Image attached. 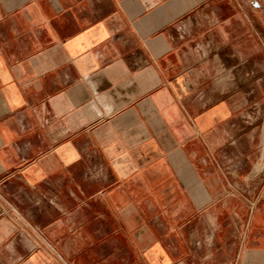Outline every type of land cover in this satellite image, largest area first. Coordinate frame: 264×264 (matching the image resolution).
<instances>
[{
	"label": "crops",
	"instance_id": "0c3cea01",
	"mask_svg": "<svg viewBox=\"0 0 264 264\" xmlns=\"http://www.w3.org/2000/svg\"><path fill=\"white\" fill-rule=\"evenodd\" d=\"M0 264H264V0H0Z\"/></svg>",
	"mask_w": 264,
	"mask_h": 264
},
{
	"label": "rangeland",
	"instance_id": "374dc122",
	"mask_svg": "<svg viewBox=\"0 0 264 264\" xmlns=\"http://www.w3.org/2000/svg\"><path fill=\"white\" fill-rule=\"evenodd\" d=\"M179 27V26H178ZM186 33V32H185ZM184 31H183V27L181 26L179 28V31H177V35H185ZM205 48V47H204ZM204 50V49H203ZM192 53L194 54H200V55H208L209 54V51H208V48H206V51H200L199 48H197L196 46H192V49H191ZM260 112L256 109V106L253 105L252 109H251V113H250V117H245L246 119H249V118H257L259 116ZM51 196L49 194H42V200L44 202H49ZM29 202V201H28ZM31 202V201H30Z\"/></svg>",
	"mask_w": 264,
	"mask_h": 264
}]
</instances>
